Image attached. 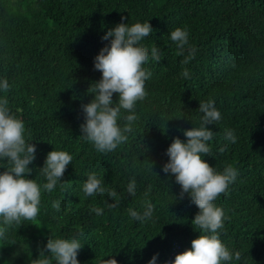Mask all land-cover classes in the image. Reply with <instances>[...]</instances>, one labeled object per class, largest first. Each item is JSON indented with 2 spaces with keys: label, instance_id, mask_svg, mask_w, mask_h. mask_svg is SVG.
<instances>
[{
  "label": "trees",
  "instance_id": "16d2710c",
  "mask_svg": "<svg viewBox=\"0 0 264 264\" xmlns=\"http://www.w3.org/2000/svg\"><path fill=\"white\" fill-rule=\"evenodd\" d=\"M147 21L153 33L139 45L148 51L147 96L136 103L138 119L127 142L100 153L80 126L82 105L94 99L87 89L102 78L94 68L110 43L102 37L121 22ZM178 27L188 33L183 54L170 39ZM184 69L190 78L182 76ZM5 79L9 90L0 89V99L7 98L10 114L25 125L26 142L36 145L26 178L41 186V202L35 220L14 224L0 238V264H31L41 251L50 256L48 239L74 236L82 246L79 264L112 256L118 264H148L156 254V264H173L204 233L191 223L198 207L187 193L178 198L181 186L162 168L173 139L186 142L183 130L200 126V102L209 100L221 119L208 126L213 155L203 159L218 173L229 165L237 171L227 195L214 201L225 214L219 238L233 254L224 264H264V0H0V81ZM112 99L117 103L118 94ZM129 114L121 109V128ZM229 130L235 143L225 139ZM53 150L73 159L48 192L40 169ZM8 167L0 159V173ZM90 174L102 181L103 195L83 193ZM109 189L121 197L117 207L108 206L114 203ZM146 202L154 205L151 218L134 220L129 209L143 215Z\"/></svg>",
  "mask_w": 264,
  "mask_h": 264
},
{
  "label": "clouds",
  "instance_id": "9594fccd",
  "mask_svg": "<svg viewBox=\"0 0 264 264\" xmlns=\"http://www.w3.org/2000/svg\"><path fill=\"white\" fill-rule=\"evenodd\" d=\"M127 17H121L126 20ZM153 33L150 23H134L129 26L119 23L110 29L103 37L110 43L103 47L94 61V68L102 73L98 82H93L87 92L94 95V99L82 105L85 122L81 124L82 137L91 142L100 153H109L117 149L128 140L127 133L133 131V122L138 119L135 114L137 101H142L147 96L145 81L151 73L144 68L148 60V51L139 46L140 42ZM170 39L180 49L178 54H183V49L188 43L186 30L176 28L170 33ZM194 52V50H193ZM152 58L159 62V49H151ZM193 58L190 55L182 61L187 64ZM184 78H190L189 71L184 69ZM0 89L7 92V80L0 81ZM118 94V102L114 104L113 94ZM7 98L0 99V159H6L9 167L0 173V238L6 237L8 228L20 225L22 220H35L39 214L41 186L34 180L26 178L31 175L30 164L35 160L36 145L25 140V125L22 120L10 114ZM121 109L131 114L124 116L126 121L123 128L118 124L121 118ZM199 112L203 113L199 127L183 130L186 142L179 137L173 139L167 149L169 161L163 165L165 174L175 176L176 182L181 186L179 199L184 194L190 196L199 211L192 220L195 229L202 233L191 241V248L177 254L173 264H224L231 261L233 254L221 242L220 231L224 227V211L217 207L214 201L222 194L227 195L228 188L237 176V171L232 166L225 167L223 173L215 171L203 157L212 156L208 144L213 139V131L208 127L220 121V112L215 107L214 100L200 102ZM225 139L236 142V136L229 130ZM224 149L221 148L220 152ZM73 157L65 151L53 150L47 154L40 174L46 179L43 189L51 192L62 181V177L71 164ZM136 181L133 179L127 185V193L135 195ZM105 188L102 181L95 174H90L83 185V193L93 196L96 193L103 195ZM108 197L114 203L109 207H117L121 202L114 189L107 191ZM60 202L53 201L52 207L59 210ZM154 205L145 203L143 215L129 209L134 220L143 221L150 219ZM91 211L97 215L102 214V209L94 207ZM79 235H83L81 231ZM82 248L79 240L74 236L70 239H48L46 249L50 256H45L41 251L38 259L31 264H79L78 251ZM158 254L154 255L148 264H156ZM113 258L102 259L100 264H118ZM235 259L240 260V252L235 253Z\"/></svg>",
  "mask_w": 264,
  "mask_h": 264
}]
</instances>
